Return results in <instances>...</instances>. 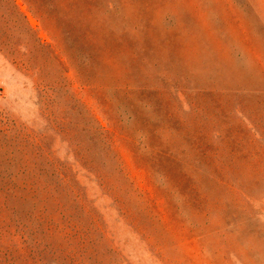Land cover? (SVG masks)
<instances>
[{"label": "rangeland", "instance_id": "rangeland-1", "mask_svg": "<svg viewBox=\"0 0 264 264\" xmlns=\"http://www.w3.org/2000/svg\"><path fill=\"white\" fill-rule=\"evenodd\" d=\"M0 264H264V0H0Z\"/></svg>", "mask_w": 264, "mask_h": 264}]
</instances>
